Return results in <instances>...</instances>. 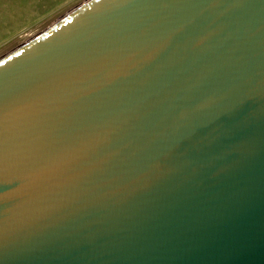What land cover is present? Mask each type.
I'll return each mask as SVG.
<instances>
[{
	"label": "water",
	"instance_id": "water-1",
	"mask_svg": "<svg viewBox=\"0 0 264 264\" xmlns=\"http://www.w3.org/2000/svg\"><path fill=\"white\" fill-rule=\"evenodd\" d=\"M0 264H264V0H85L1 57Z\"/></svg>",
	"mask_w": 264,
	"mask_h": 264
},
{
	"label": "rangeland",
	"instance_id": "rangeland-1",
	"mask_svg": "<svg viewBox=\"0 0 264 264\" xmlns=\"http://www.w3.org/2000/svg\"><path fill=\"white\" fill-rule=\"evenodd\" d=\"M85 0H0V58Z\"/></svg>",
	"mask_w": 264,
	"mask_h": 264
}]
</instances>
